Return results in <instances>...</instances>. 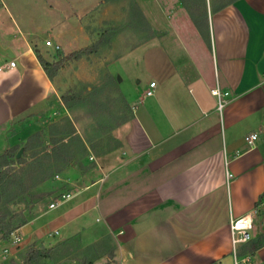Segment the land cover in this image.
<instances>
[{
    "label": "crops",
    "instance_id": "0c3cea01",
    "mask_svg": "<svg viewBox=\"0 0 264 264\" xmlns=\"http://www.w3.org/2000/svg\"><path fill=\"white\" fill-rule=\"evenodd\" d=\"M0 3L10 19L15 6ZM180 13L164 23L146 14L162 34L131 52L143 49L144 91L155 82L153 95H125L129 115L113 129L112 148L95 154L82 142L79 165L70 153L61 171L71 198L52 210L36 202V217L17 229L20 240L49 224L50 234L63 231L61 240L101 227L111 259L93 264H233L230 219L251 214L249 241L264 236V197L255 206L264 194V0L202 12L200 30ZM12 29L5 43L0 36V154L35 133L41 140L67 115L28 31L15 21ZM215 88L227 93L220 110ZM246 245L236 256L264 264V245L253 254Z\"/></svg>",
    "mask_w": 264,
    "mask_h": 264
},
{
    "label": "rangeland",
    "instance_id": "374dc122",
    "mask_svg": "<svg viewBox=\"0 0 264 264\" xmlns=\"http://www.w3.org/2000/svg\"><path fill=\"white\" fill-rule=\"evenodd\" d=\"M6 1L13 4L15 10L10 19L7 13L0 12L2 41L4 39L5 43V31L11 32L9 35L15 33L13 21L23 25L39 55L60 65L52 81L57 93L75 98L68 102L65 118L42 131L39 144L35 142L30 150L19 146L18 150L22 149V152L17 159H22L21 164L7 168L14 183L2 199L0 217L3 216V221L9 222L12 228L21 219L27 223L36 217V208H32L39 200L43 199L49 205L58 195L67 193L64 187L66 176L61 171L64 167L50 158L51 138L62 140L73 156L71 165H79L80 159L86 155V146L82 142L95 154L112 148L113 129L129 115L126 96L147 98L143 96L147 82L142 67L145 54L143 49L131 50L151 37L159 38L162 33L151 31L146 14L155 17L158 23H164L167 19L170 22L175 19L172 13L188 11L180 0ZM204 1L206 12H209L228 0ZM187 2L195 14L203 11L201 0ZM160 9L163 13L155 11ZM84 48H92V52L78 60L66 57ZM44 173H50V176L39 183L38 179ZM38 197L41 199L36 201ZM17 229L6 240L0 241V264H82V254L89 246L95 247L89 256H100L91 264L111 259L106 253L111 251L113 243L101 227L71 236L76 240L68 244H61L65 240H61L62 230L50 234L55 229L53 224L37 235L36 229L33 230L26 240L18 238ZM36 250L40 255L50 257L38 259L34 254Z\"/></svg>",
    "mask_w": 264,
    "mask_h": 264
},
{
    "label": "trees",
    "instance_id": "16d2710c",
    "mask_svg": "<svg viewBox=\"0 0 264 264\" xmlns=\"http://www.w3.org/2000/svg\"><path fill=\"white\" fill-rule=\"evenodd\" d=\"M180 1L187 8L188 14H189L190 19L192 20V23L194 24V26L198 30H200L201 29V23H202L203 16H204V14L202 12H206L205 1L201 0V4L203 6L202 7L203 11L202 12L200 11L201 12L200 14H195L196 11L191 10L188 7V4H187L188 0H180ZM232 1H234V0H228L226 3H220L218 6L213 8L212 11H217V10L221 9L225 4H228ZM0 6H1V3H0ZM139 17L141 19H143V17L140 15V12H139ZM91 52H92V48H84V49L79 50L77 52L71 53L66 57L73 59V60H78L82 56H84L88 53H91ZM34 53L36 55V58L40 64L43 72L45 73L46 77L50 80V82H52L53 78H54V73L57 71V69L59 68L60 65L58 63H50V62L44 60L42 58V56H40L36 50H34ZM59 98H60V100H61V102L65 108H69L68 102L70 100L75 99L73 96L68 98L64 94H60ZM124 121H125V119H124ZM39 140H40V133L33 134L32 136H30L26 140L25 144L23 145V147H24L23 149L24 150H30L35 142H36V145H37V143L39 144V142H38ZM19 148H20L19 146H15V147H12V148H10V149H8L5 152L0 154V204L2 202V199L8 194L12 184L14 183L13 176L8 175L7 168H9L13 164H17V163L21 164L22 159H14L16 152L18 151ZM50 158L54 162H57V163L61 164L62 166L68 165L72 160V156H71L70 152H68V150L66 149V145L61 143V140H53L52 148H51V152H50ZM49 176H50V173H44L38 179V182L41 183V182L45 181ZM263 197H264V194L259 196L258 201L255 203L256 207L262 201ZM39 199H41V197L36 198V201H38ZM3 219H4L3 216L0 217V240H6L7 237L9 236V234L14 229H17L26 223V221L24 219H21L14 227L11 228L10 227L11 225L9 224V222L6 223L3 221ZM75 240H76V238H67L63 242H61V244H68L69 241L72 242ZM246 244L247 245L244 247L243 251L248 252L250 254H253L256 249H258L264 245V236L260 235V236H258V238L255 241H249ZM92 248L94 249L95 247L89 246V247H86L84 249V253L82 251V253H83L82 254V256H83L82 257V264H91V262L93 260L100 257L97 254H93L91 256L88 255L90 250H92ZM111 251H112V248H111ZM93 252H91V253H93ZM34 254L38 255V259L50 257L48 254L40 255L38 250H36V252ZM110 257H112V252L110 253ZM30 258H32V257H30Z\"/></svg>",
    "mask_w": 264,
    "mask_h": 264
},
{
    "label": "built area",
    "instance_id": "2783aa9c",
    "mask_svg": "<svg viewBox=\"0 0 264 264\" xmlns=\"http://www.w3.org/2000/svg\"><path fill=\"white\" fill-rule=\"evenodd\" d=\"M49 44V43H48ZM14 62H9V67L14 66ZM1 70V68H0ZM155 87V82L149 83V88L144 91L143 96L149 97L153 95V88ZM211 94L217 97L218 110H220L225 104V97L227 96L226 92L221 93L217 88L211 90ZM256 135L250 134L245 137L247 144H252L255 140ZM57 177V176H56ZM71 198L70 193H62L58 195L49 205L48 209L52 210L57 207L58 204L63 203ZM253 226V215L247 214L240 218L230 219L229 229L231 234V242L233 245V264H252L250 255H245L241 258H238L235 254V247L240 244H245L251 239L250 231ZM57 234V232H54Z\"/></svg>",
    "mask_w": 264,
    "mask_h": 264
},
{
    "label": "water",
    "instance_id": "95a60500",
    "mask_svg": "<svg viewBox=\"0 0 264 264\" xmlns=\"http://www.w3.org/2000/svg\"><path fill=\"white\" fill-rule=\"evenodd\" d=\"M21 152H22V149L18 150V152H17V154H16V159L19 158Z\"/></svg>",
    "mask_w": 264,
    "mask_h": 264
}]
</instances>
